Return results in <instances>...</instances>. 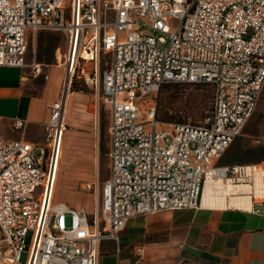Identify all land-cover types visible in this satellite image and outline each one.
I'll return each instance as SVG.
<instances>
[{"label": "built area", "instance_id": "built-area-1", "mask_svg": "<svg viewBox=\"0 0 264 264\" xmlns=\"http://www.w3.org/2000/svg\"><path fill=\"white\" fill-rule=\"evenodd\" d=\"M42 31L64 36L56 61L66 81L42 143L0 134V264H98L101 242L118 241L129 219L199 209L207 182L252 183L247 169L264 168L218 164L258 106L264 0H0V67H25L29 38ZM82 76L101 85L108 118V176L92 217L54 199L68 98ZM170 81L213 86L205 123L157 118Z\"/></svg>", "mask_w": 264, "mask_h": 264}, {"label": "crops", "instance_id": "crops-1", "mask_svg": "<svg viewBox=\"0 0 264 264\" xmlns=\"http://www.w3.org/2000/svg\"><path fill=\"white\" fill-rule=\"evenodd\" d=\"M58 54L59 48L56 58ZM40 65L48 80L38 94L30 91L23 67H0L1 135L13 138L9 135L16 120L24 121L30 133L42 127L46 135L50 105L60 97L66 67L57 62ZM69 102L70 94L67 107ZM24 134L16 138L35 142V135L27 138ZM262 185L264 189V178ZM253 201L250 209L202 205L199 209L135 216L128 220L118 241L101 242L98 264H264V203ZM98 209L99 205L93 215ZM138 249H142V255Z\"/></svg>", "mask_w": 264, "mask_h": 264}, {"label": "rangeland", "instance_id": "rangeland-1", "mask_svg": "<svg viewBox=\"0 0 264 264\" xmlns=\"http://www.w3.org/2000/svg\"><path fill=\"white\" fill-rule=\"evenodd\" d=\"M64 36L60 33L42 31L29 38L24 68L26 81L33 93H40L48 80L42 72H37L36 65L56 64V51H65ZM60 56V54H58ZM52 63H48L49 59ZM44 67V66H43ZM105 68L104 61L101 64ZM47 68V67H45ZM61 70L64 68L59 67ZM66 78L62 79L59 94L62 91ZM208 92L207 100L202 101L201 94ZM167 101L176 110L186 116V111L192 112L187 121L205 123L211 116L214 106V89L201 83L171 84L163 91ZM102 87L97 85L94 78L88 80L84 76L75 78L70 101L66 111V125L61 164L56 182L55 201H66L76 207H84L90 216H93L98 205L101 204L103 181L108 175V159L106 153L101 154V147L107 152V111L102 103ZM203 105H202V104ZM202 105V107L200 106ZM192 106V110L190 107ZM24 129L11 128L10 137L19 135H35L33 141L42 143L45 138L44 129L37 128L29 132ZM104 132L102 133V130ZM264 84L261 87L259 102L255 113L248 121L242 133L235 139L228 151L221 157L218 164L222 165H256L264 162ZM39 153V150H37ZM256 160H261L259 163ZM261 167V166H260ZM263 168V167H261ZM264 169V168H263ZM239 183V182H236ZM239 184H251L241 182ZM257 203L264 199L256 198ZM27 253L24 252L21 262L25 263Z\"/></svg>", "mask_w": 264, "mask_h": 264}, {"label": "bare ground", "instance_id": "bare-ground-1", "mask_svg": "<svg viewBox=\"0 0 264 264\" xmlns=\"http://www.w3.org/2000/svg\"><path fill=\"white\" fill-rule=\"evenodd\" d=\"M247 172L252 175V183L250 185L226 180L207 182L203 193L202 205L222 209L227 207L250 209L255 193L257 194L256 198L257 196L259 198L264 196L262 185L264 169L256 166L254 169L248 168Z\"/></svg>", "mask_w": 264, "mask_h": 264}, {"label": "trees", "instance_id": "trees-1", "mask_svg": "<svg viewBox=\"0 0 264 264\" xmlns=\"http://www.w3.org/2000/svg\"><path fill=\"white\" fill-rule=\"evenodd\" d=\"M48 63H52V59L50 58L48 60ZM182 82H165L161 85L160 87V91H159V95H158V101H157V118L161 121H166V122H175L178 124H182V123H193V124H201V123H196L193 121H187V117L189 115L192 114L193 111L188 112L186 111V116H184L180 110H175L174 107L167 101V96L164 95L163 91L165 90V88L169 85H173V84H181ZM201 84L204 85H209L211 87H213L211 84L209 83H203L200 82ZM185 84H194V83H185ZM207 96H208V92L207 91H203L201 94L202 97V101H206L207 100ZM202 104V103H201ZM203 105V104H202ZM202 105H200L202 107ZM190 109L192 110V106L190 107ZM104 132V129L102 130V133ZM264 148V147H262ZM104 153H106L104 151V146L101 147V154L104 155ZM261 160H256L255 162L259 163Z\"/></svg>", "mask_w": 264, "mask_h": 264}]
</instances>
